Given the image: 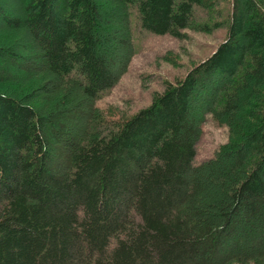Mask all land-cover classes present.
<instances>
[{"label": "trees", "instance_id": "obj_1", "mask_svg": "<svg viewBox=\"0 0 264 264\" xmlns=\"http://www.w3.org/2000/svg\"><path fill=\"white\" fill-rule=\"evenodd\" d=\"M15 4L0 0V31L22 30L0 35V264H264V0ZM132 11L151 34L226 36L115 117L95 101L133 55ZM207 116L227 140L194 165Z\"/></svg>", "mask_w": 264, "mask_h": 264}, {"label": "rangeland", "instance_id": "obj_2", "mask_svg": "<svg viewBox=\"0 0 264 264\" xmlns=\"http://www.w3.org/2000/svg\"><path fill=\"white\" fill-rule=\"evenodd\" d=\"M3 8L14 15L17 11L15 0H1ZM228 4H218V10ZM197 19L205 20L206 13L197 10ZM131 22V40L133 55L127 69L118 82L102 91L95 106L100 110H110L115 117L129 116L139 109L147 107L153 97L161 93L167 83H174L183 78L196 63L209 56L226 36V28L219 27L209 32L184 30L181 38L169 35H155L144 31L138 25L135 12L128 18ZM0 22V28H2ZM10 35L15 42H21L22 30L0 31V35ZM120 56L123 51L117 52ZM84 122L78 123L76 130ZM202 132L196 142V155L193 164L211 158L220 145L227 140V130L217 124L211 116L202 123Z\"/></svg>", "mask_w": 264, "mask_h": 264}]
</instances>
